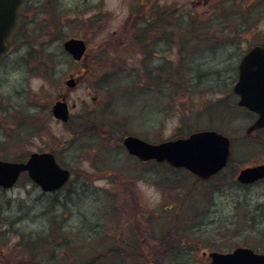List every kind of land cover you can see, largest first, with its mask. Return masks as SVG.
I'll list each match as a JSON object with an SVG mask.
<instances>
[{"label":"rangeland","instance_id":"rangeland-1","mask_svg":"<svg viewBox=\"0 0 264 264\" xmlns=\"http://www.w3.org/2000/svg\"><path fill=\"white\" fill-rule=\"evenodd\" d=\"M229 1H24L19 24L0 59V159L52 151L72 175L53 193H43L25 174L13 188L0 189V264H85L119 243L126 246L113 253L125 257L109 256L100 264H133L127 255L135 250L125 240L134 238L140 264H207L209 251L235 247L264 253V223L253 210L255 203L264 202V183L247 191L234 182L241 168L264 162V132L245 135L253 116L237 108L229 92L240 57L264 39V0H255L253 11L259 19L237 33L234 25L215 35V27L224 25L209 30L197 23L193 29L187 18L179 31L155 22L189 17L196 3V13L209 10L223 19L248 2ZM170 12L176 13L165 16ZM146 20L152 25L144 24ZM136 30L145 38L143 45L133 42ZM221 36L230 45H218L223 43ZM71 37L87 43L77 62L62 47ZM41 49L52 55V65L43 68L30 60ZM174 70L183 78L179 87L150 79L155 74L175 77ZM71 76L76 84L67 89L64 80ZM186 84L192 87L185 89ZM62 96L75 104L68 124L51 114L53 102ZM90 110L105 112L116 128L87 127L78 134L80 120ZM206 127L232 139L230 162L209 183L210 192V185L203 183L188 190L195 177L185 176L184 184L178 183L183 202L177 188L163 184V177L157 180L160 176H154L150 162L127 155L119 141L135 135L157 142ZM103 145L107 147L100 150ZM160 169L171 181L179 178ZM187 205V221L178 226L180 208ZM181 226L187 239L177 235ZM163 239L166 246L178 240L175 245L184 249L160 263L156 257L163 251L158 246Z\"/></svg>","mask_w":264,"mask_h":264},{"label":"water","instance_id":"water-1","mask_svg":"<svg viewBox=\"0 0 264 264\" xmlns=\"http://www.w3.org/2000/svg\"><path fill=\"white\" fill-rule=\"evenodd\" d=\"M21 0H0V53L6 49V37L11 30L16 9ZM62 46L74 59L80 60L85 53L83 39L71 37ZM238 79L233 91L239 96L238 105L257 114L256 119L246 129L247 133L264 127V42L248 50L241 58L238 67ZM67 87L75 86V79L65 81ZM74 105H72L73 107ZM52 115L67 122L69 108L62 98L53 103ZM126 151L140 160L166 161L173 167L184 168L198 178L206 179L223 168L230 154L229 138L215 130H199L183 138L149 143L139 137L128 135L122 140ZM22 171L43 191H55L69 178V171L62 168L50 152H34L28 160L10 162L0 160V186L11 187ZM264 177V164L247 167L239 171L237 180L249 183ZM207 264H264V254L256 253L246 247H237L228 253L209 252Z\"/></svg>","mask_w":264,"mask_h":264},{"label":"trees","instance_id":"trees-1","mask_svg":"<svg viewBox=\"0 0 264 264\" xmlns=\"http://www.w3.org/2000/svg\"><path fill=\"white\" fill-rule=\"evenodd\" d=\"M24 1L25 0H22L21 5L18 7V16H17V21L15 23L13 32L15 31V29L17 28V26L19 24L20 14H21L20 11H21V7H22ZM229 2H231L233 4V3H235V0H230ZM254 4H256L255 0H248V2L245 5V8L244 9L234 10L232 12V14L229 13V14L224 15L223 19H219L218 16H214L213 13H210V14L208 13V14H205V15H201V14L194 13L191 16L189 14V17L185 16V18H187L185 21L187 23H189V26H192L193 29H194V27H197L198 26L197 23H200L199 24L200 26L206 27L209 30L213 29L212 27L213 26H216L218 24L219 25H224V26H221V27H217L216 26L215 27L216 30L214 31V35L217 33V30L219 32H221V33H224L226 27L231 26V25H234V30L237 33L240 30V28H242V30H247L250 27L251 24L255 23L253 21H255V20L257 21L259 19V17L257 18V16H256V14H258L257 11H255V12L253 11ZM160 13L162 14V12H159L158 15H157V12H155L154 14L156 16H159V15H161ZM175 13L176 12H174V13L170 12L169 15H165V16L171 17ZM224 13H226V12L224 11ZM194 17L197 20H199V21L196 22L195 19H194ZM215 17H216V19H215ZM155 22L157 23L156 26H160V25H170V26H173L174 29H176L178 31L180 30V27H182L183 26V23H184L183 21L180 20V17L178 18L177 21H174V23H172L171 21L169 22V20L162 19V18L161 19L160 18L157 19V21H155ZM144 24H146V25L151 24L152 25V22H149V21L146 20V22ZM140 31H141V29H139V32ZM137 33H138V30L135 31V37L133 39V42H135L137 44L143 45V43L145 41V38H140L137 35ZM221 39H223V43L222 44H218V45H230L228 38H225V37L221 36L219 38V40H221ZM185 43H187V41H185V42H183V44H181L183 48H185ZM182 47H181V49H183ZM43 51L44 50L41 49V54L39 56H35L36 58H34V56L32 54L31 55L29 54L30 55L29 58H30V60H32V58H33V61H35L36 66H41V67L45 68L48 65H52L51 62H48V61L51 60L52 55L50 53L44 54ZM45 55H47V57ZM43 57H45V59H43ZM174 71H176V76L175 77H171V78L165 79L166 77L165 78H162V77L160 78L159 76H156V74H155V76H150V79L153 80V81H157L158 83H161V84L169 83L171 85H175L176 87H179L180 84H184L183 78L180 75V70H178V72H177V70H174ZM187 72H188V70H187ZM150 73H151V71H150ZM154 78H155V80H154ZM186 85H187V87L185 86L186 87L185 89H188V88L190 89L192 87V86H190L188 84H186ZM103 88L107 90L106 83L104 84ZM230 91H231V88L229 89V92ZM207 92L214 93L216 91L213 90V89L211 90L210 88H208ZM216 93H218V92H216ZM88 113L86 114V116L84 118H82L80 120V123H79L80 124L79 125L80 130L78 131V134H80L84 130L83 128L86 129L87 127H91L92 129H95L96 131L97 130H102L104 127H107L109 129H112V130H114V128H116V126L113 125V123H112L113 121L110 118L106 117L105 112L103 113V111L102 112L101 111L98 112L97 110H90V111H88ZM211 128H213V127H211ZM218 131H221V130L218 129ZM178 136H180V135H178ZM119 141L121 143L122 137H119ZM106 147H107L106 145H103L100 150L105 149ZM150 163H151L150 164L151 167L153 168L152 171L154 173V176H155V173L160 176V178H158L157 180L159 181L161 179V177H163V179L161 180V181H163V184L165 182L166 183H171L170 184V187H169L170 189H176L177 188L176 192H177L178 198H180L181 199V202H183V200H182V197L183 196L180 195L179 192H178L179 191V186H180L178 183H182L183 182L182 180H184V177L185 176H191V175L188 172H186V171H184L182 169H174V168L170 167L166 163H156V162H150ZM160 168H165L166 170L171 171V174L177 175L179 178L176 177V180L175 181H171L173 179L170 178V177L168 178V175L162 176V173H161V169ZM182 175H184V176L181 177ZM192 182H193L192 185L190 184L191 186L188 188V190H190V191L196 186L197 183H203V182L197 180L196 178L193 179ZM183 184L184 183H182V185ZM203 184H208V185H206L207 187L210 185L211 189L208 190V192H210V191L213 190V186H212L213 184L211 185V184L205 183V182ZM165 188H167V186H165ZM187 193L189 195L190 192L188 191ZM185 203H187V202H185ZM187 204L189 205V202ZM188 205L185 206V207L182 206L180 208V214H178V217L176 219V222H177V225L178 226L182 225L181 223H184L185 221H187V218H188L187 216L188 215H186V214H185L186 216L183 215L184 214L183 213V211H184L183 209L186 208V207H188ZM253 210H254V212H256V213L259 214V216H258L259 223L260 224L261 223H264V218H262V216H264V202H261L260 204H257V203L254 204ZM181 229L182 230H179V231H182V233L177 234L178 237H179V239L180 238H181L180 240H182V238H186L187 239V235H186L187 234V232H186L187 230L183 226H181ZM134 236L137 237L136 234H134ZM153 238H154V236H153ZM125 241L127 242V244L130 247H133L134 250H135L133 252H129L130 254L127 255V257L130 258L129 261L133 262V264H140L139 263L140 261L136 259L137 257H140L141 256L140 250L137 249V240L134 238V240H129V239L127 240L126 239ZM176 243H178V240H177V242H175V244ZM175 244L172 241L169 240L168 241V244L166 246V241L164 239L160 241V243H159L158 246L160 248L162 247L163 251L160 254L161 255L160 257L159 256L156 257L160 263H162V261L164 259L165 260L166 259L167 260L169 259L171 261L173 259V256H174L173 253H175V252H177L179 250L184 249V248H181V247H177L176 246L177 244L176 245ZM125 246H126V244L119 243L117 246H114V247L112 246L111 248H107V249H105V251L103 250V252H102L103 254H100V255L95 256L93 259H91V261H89L88 263L86 262L85 264H100L101 263V260H103V259L104 260H107V259H109V256L116 257V258H118V257L124 258L125 255H123V253H113V252H115V251L116 252H119V250L121 251L122 247H125ZM171 254H173V255H171Z\"/></svg>","mask_w":264,"mask_h":264},{"label":"flooded vegetation","instance_id":"flooded-vegetation-1","mask_svg":"<svg viewBox=\"0 0 264 264\" xmlns=\"http://www.w3.org/2000/svg\"><path fill=\"white\" fill-rule=\"evenodd\" d=\"M200 4H192V10H194L197 6H199ZM0 59H1V57H0ZM244 110H246L248 113H250L246 108H244ZM252 116H253V119H255L256 118V115L255 114H253V113H250ZM253 121V120H252ZM252 121H251V123H252ZM261 133V132H264V128H262V129H258V130H256V131H253L252 133H250V134H245V135H248V136H251L252 134H254V133ZM229 161H230V158H229ZM229 161H228V163H229ZM228 163H227V165H228ZM262 163H264V162H254V163H251L250 165H247V166H245V167H251V166H255V165H258V164H262ZM226 165V166H227ZM225 170V169H224ZM223 170V171H224ZM237 175V174H236ZM236 175H235V178H236ZM234 182H236L237 184H239L240 186H242V187H244L245 188V190H250V189H254V188H257V186H259L260 184H262V183H264V177L263 178H261V179H257V180H254V181H252V182H249V183H246V184H240V183H238L236 180H234ZM257 204H260V202H258Z\"/></svg>","mask_w":264,"mask_h":264}]
</instances>
